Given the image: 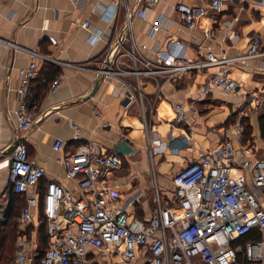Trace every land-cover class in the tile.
Segmentation results:
<instances>
[{"label": "built area", "instance_id": "2783aa9c", "mask_svg": "<svg viewBox=\"0 0 264 264\" xmlns=\"http://www.w3.org/2000/svg\"><path fill=\"white\" fill-rule=\"evenodd\" d=\"M6 1L9 0H0ZM88 1L71 0V3L79 9ZM187 1L179 0L174 6L180 25L187 30L202 28L207 38L214 39L216 31L203 25L205 10L192 7ZM160 2L138 0L137 5L132 6L128 0H114L113 5L101 10L111 26L107 35L96 33L89 19L76 21L79 28L89 32L88 41L92 45L106 41L107 49L100 58L72 63L38 49H22L32 60L19 71L18 131L26 132L35 124L31 108L37 102L30 90L33 80L39 76L41 61L92 72L107 80L111 104H122L125 97L132 94L137 104L132 112L140 114L144 120L147 152L156 183L155 158L166 154L171 147V142L150 132L159 104H170L176 126L187 122L190 109L185 104L166 100L163 94L166 83L194 71L216 69L209 75L210 80L201 86V97L208 98L216 92L264 113V91H243L232 78L230 68L233 62L264 59L263 38L254 36L248 52L242 56L218 57L209 52L203 58L198 47L192 48L196 58L191 59L186 56V44L177 34L171 33L164 44L159 41L158 35L164 28V16H160L150 24L148 32L153 45L141 44L135 36L134 20L145 19ZM259 4L264 6V0ZM210 9L221 13L222 0H212ZM48 39L52 46L58 45L55 37ZM122 58L129 60V68L121 66ZM93 63L95 67L91 66ZM63 80L64 75L55 78L50 94L59 92ZM144 80L155 86L150 106ZM95 116L101 118L99 110L95 111ZM243 117L245 112L241 111L233 124L222 129L223 141L218 146L202 150L196 160L172 176L169 183L172 191L163 193L156 185L154 206L144 220L130 210L144 192L132 193L129 188L130 208H126L122 193L110 181V177L124 167L122 156L103 152L94 142L83 143L75 151L66 153L67 142L58 138L53 147L64 153L62 164L67 175L76 181L78 191L75 194L61 183L50 181L40 193L39 186L46 171L30 157L25 144L18 145L8 161L9 183L15 193L27 197L20 214L23 223H33L37 210V219L41 207L44 211L50 245L39 264H97L93 258L96 252L117 256L124 264L135 263L142 254L144 264H264V155L256 156L254 146L245 144ZM71 127L72 139L80 142V126L72 122ZM31 190L35 194L28 196ZM253 230L259 232L260 239L241 243ZM29 247L25 237L17 240L13 264L32 263Z\"/></svg>", "mask_w": 264, "mask_h": 264}, {"label": "crops", "instance_id": "0c3cea01", "mask_svg": "<svg viewBox=\"0 0 264 264\" xmlns=\"http://www.w3.org/2000/svg\"><path fill=\"white\" fill-rule=\"evenodd\" d=\"M128 1L132 6L138 3V0ZM260 1L222 0L223 11L218 13L210 9L212 0H188L190 6L205 10L206 20L203 25L216 31V37L209 39L202 28L187 30L180 25L174 11L179 0H161L148 12L145 19L134 20L135 36L139 43L151 47L153 41L148 35L150 24L164 16V28L158 35L159 41L164 44L171 33L177 34L186 44L187 57L196 58L192 48L198 47H201L199 54L203 58L209 52L218 57L242 56L248 52L254 36H261L264 40V6L259 4ZM113 2L114 0H89L79 9L73 7L71 0L0 2V225H5L7 214L11 208L15 209L11 215L19 214L18 239L25 237L28 240V250L33 256L31 264H35L40 254L38 249L43 236L42 222L40 218H35L33 223H23L20 219L22 210L19 207L23 205L24 197H17L12 191L8 167L10 156L18 145L25 144L30 157L45 169L46 177L42 181L41 190H45L48 182L55 181L75 194L78 191L76 181L67 175L62 164L64 153L57 152L53 147L56 139L67 142L66 153L77 145L90 142L98 144L103 152L115 154L118 148L128 143L133 151L128 156H122L126 161L138 158L144 151L147 153L144 120L140 114L132 112L137 108L132 94L127 95L122 104H111L108 102L107 80L92 72L76 71L59 65V75H64L61 89L57 94H50V91L42 93L44 81L37 82L33 93L40 95L39 105L31 108L35 113V124L26 132H20L17 128L19 103L16 92L21 83L19 71L29 66L32 60L30 54L22 49H38L72 63H85L95 57L100 58L107 49L106 41L101 40L92 45L88 41L89 32L79 28L75 22L89 19L96 33L107 35L111 26L104 19L101 10L110 7ZM49 36L55 37L58 45L52 46ZM44 64L45 62H39V69L42 70ZM120 64L124 68L130 67L127 58H122ZM91 66L96 65L93 63ZM230 68L232 78L241 85L243 91H264V59L251 58L233 62ZM215 70L194 71L163 86V94L168 102L190 107L187 122L176 126L170 104L162 102L158 107V116L154 117L150 127L154 136L171 142V154L166 164L167 167L170 166L169 174H176L196 160L202 150L218 146L223 141L222 129L231 123L236 114H239V118L241 111L245 112V117L253 126L252 145L256 156L264 155V139L259 130L261 113L255 111L250 104H243L241 100L216 92L208 98L201 97V86L210 80L209 75ZM144 88L149 96L147 105L150 106L154 100L152 94L155 86L144 80ZM96 110L101 113L100 119L95 116ZM72 122L81 128L80 142L72 139ZM160 156L155 158L158 167L163 163ZM120 171L112 175L110 181L122 193L126 208H130L131 194H127L128 189L132 188V193L144 186L148 189L145 180L149 166L146 161L137 162L126 173L121 174ZM139 178L143 179V187H140ZM163 184H166L165 181ZM162 191L166 193L168 190ZM33 194L35 192L31 190L28 196ZM148 196H141L130 208L136 217L143 220L149 217L150 209L154 206L155 196L153 200ZM93 258L97 264H124L117 256L106 252H96ZM133 264H144V255Z\"/></svg>", "mask_w": 264, "mask_h": 264}, {"label": "trees", "instance_id": "16d2710c", "mask_svg": "<svg viewBox=\"0 0 264 264\" xmlns=\"http://www.w3.org/2000/svg\"><path fill=\"white\" fill-rule=\"evenodd\" d=\"M44 70H45V72H44ZM59 74H60V67H58L57 65L52 64V63L45 62L44 68L42 70L39 69V76L37 79L33 80L32 84H31V90H30L31 95L33 96L34 100L37 102L36 106L39 105L40 95L33 93L34 85L37 82H40L41 80H43L44 85L42 86V93L48 92V91H50V88L52 86L53 81L55 80V78ZM238 115L239 114H236L232 118L233 119L231 121L232 124L237 120ZM242 122L245 124L244 142H245V144H248V143L253 144V142H254L253 126L251 125L250 120L246 117L242 118ZM230 124H228V125H230ZM259 130H260L262 139H264V113H261V116L259 117ZM78 146L79 145H77L71 151H67V152L75 151ZM123 161L125 164L126 160L124 158H123ZM41 184H42V182H41ZM41 184L39 186V192L43 193L45 190L44 191L41 190ZM14 194L17 197H22V198L24 197V203L21 207H19V209L21 211L26 205L27 197L25 195L17 194L15 192H14ZM14 210L15 209L12 210V208H11V210L7 214L5 225L4 224L0 225V261L4 255L6 256L7 254H10L12 246L14 244H16V241H17L18 237L20 236L19 224L17 221V217L19 216V214L11 215ZM40 221L42 222L41 235H43V236L41 237V246L38 249V252L40 254L38 255L37 260L35 261V264L40 263L41 258L47 252L49 245H50L49 237L47 235V230H46V220H45L44 211H43L42 207L40 209ZM258 239H260L259 232L257 230H253L251 233L247 234L245 237H243L241 239V243L247 242L249 240H258ZM15 249H16V245H15ZM14 253H15V251H14ZM7 260H9V259L7 258Z\"/></svg>", "mask_w": 264, "mask_h": 264}, {"label": "rangeland", "instance_id": "374dc122", "mask_svg": "<svg viewBox=\"0 0 264 264\" xmlns=\"http://www.w3.org/2000/svg\"><path fill=\"white\" fill-rule=\"evenodd\" d=\"M170 154H171V151L169 150L167 154L161 155L159 157V159L160 158L161 159L163 158L162 159L163 160V163L160 164L159 167L156 165V167H157V173H158V177H157L158 183L155 182L156 181V178H154L155 176L153 174V170H152V167L150 165V158H149L148 152L146 153L145 151H144V153H141L138 158H135V159H131V158L130 159H127V161L124 164L123 169L121 170L122 172L120 171V173L121 174L126 173V171H129L131 169V167H133V165H135V163H137V162H140L141 163L143 161H146L148 163V166H149L148 176H147V178L145 180V182L147 183L148 189L147 188H144L145 186H144L143 179L142 178H139L138 180H139L140 185H141L140 187H143V186L144 187L141 188L138 191H143L144 192V194H143L144 196H148L149 195L150 197L149 196L148 197L149 198H152V200H153L154 199V196H155V193H156V185L157 184H158V186H159L160 189H167L169 191H172V188H171L169 182L172 179V176H174V173L175 172L174 173L171 172V174H169L170 166H168V167L166 166L167 161L169 160L168 159V156H170ZM164 157H166V158L164 159ZM164 181L166 183L165 185L163 184ZM127 194L130 195L131 192L128 191ZM163 197H165V195H163ZM14 251H15V244L12 246L10 254H7L6 256L4 255L2 257V259L0 261V264H13L14 263V260H15ZM6 257L9 260H7Z\"/></svg>", "mask_w": 264, "mask_h": 264}, {"label": "water", "instance_id": "95a60500", "mask_svg": "<svg viewBox=\"0 0 264 264\" xmlns=\"http://www.w3.org/2000/svg\"><path fill=\"white\" fill-rule=\"evenodd\" d=\"M132 149L133 148L128 143H124L121 148H118V150L116 151V154L119 156H128L129 154L132 153L131 152L133 151ZM36 213H37L36 218H38V210Z\"/></svg>", "mask_w": 264, "mask_h": 264}]
</instances>
